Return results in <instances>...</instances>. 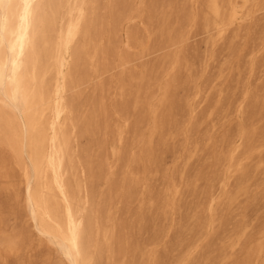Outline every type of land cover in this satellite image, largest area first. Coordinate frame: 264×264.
<instances>
[{
    "label": "rangeland",
    "instance_id": "374dc122",
    "mask_svg": "<svg viewBox=\"0 0 264 264\" xmlns=\"http://www.w3.org/2000/svg\"><path fill=\"white\" fill-rule=\"evenodd\" d=\"M169 1L153 10L151 0H128L120 17L105 0L96 8L104 19L97 43L112 45L66 93L76 98L70 150L86 168L93 208L108 210L120 259L234 264L247 247L264 244V0H251L256 5L221 35L202 28V0ZM87 118L90 128L79 122L71 135L70 122ZM244 173L245 192L229 200ZM11 183L0 190V219L6 232L26 228L29 239L16 256L0 246V264H69L26 214H13L17 177ZM220 250L225 256L215 257ZM108 254L102 264L113 260ZM263 258L264 250L252 264Z\"/></svg>",
    "mask_w": 264,
    "mask_h": 264
},
{
    "label": "bare ground",
    "instance_id": "6f19581e",
    "mask_svg": "<svg viewBox=\"0 0 264 264\" xmlns=\"http://www.w3.org/2000/svg\"><path fill=\"white\" fill-rule=\"evenodd\" d=\"M101 1L0 0V179L7 181L0 190L11 186L17 177L14 197L18 203L11 205L13 214H26L33 228L57 245L69 264H102L106 252L113 257L107 264H137L135 255L123 260L119 258L120 249H114L116 235L107 226L108 210L93 208L86 168L82 163L76 167L67 130L76 98L68 101L66 93L80 83L75 76L87 74V63L92 67L112 45L111 40L104 47L97 43L104 21L96 11ZM202 1V28L215 30L218 35L256 5L251 0ZM106 4L110 10L118 8L117 17L129 5L128 0H105ZM163 4L170 6V1L151 0L150 5L155 10ZM182 15L190 19L186 12ZM157 22L163 35L165 10ZM165 38L166 42L173 41L170 34ZM164 98L170 101L172 94L166 93ZM79 122L85 128L91 126L89 118L72 121L71 135ZM248 134L242 129L240 139L246 140ZM226 159L220 154L217 160ZM215 180H221L217 173ZM245 180L244 173L229 200L245 192ZM135 183L129 180L131 195ZM212 200L209 193L208 203ZM5 225L6 219H0V246L16 256L29 239V231L15 226L6 232ZM263 250L262 243L247 247L234 264H252L254 256ZM223 256L224 250H220L215 257ZM260 264H264V258Z\"/></svg>",
    "mask_w": 264,
    "mask_h": 264
}]
</instances>
